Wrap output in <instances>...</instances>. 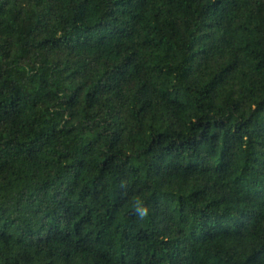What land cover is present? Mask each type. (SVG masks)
Returning <instances> with one entry per match:
<instances>
[{
  "label": "trees",
  "instance_id": "16d2710c",
  "mask_svg": "<svg viewBox=\"0 0 264 264\" xmlns=\"http://www.w3.org/2000/svg\"><path fill=\"white\" fill-rule=\"evenodd\" d=\"M0 264H264V0H0Z\"/></svg>",
  "mask_w": 264,
  "mask_h": 264
},
{
  "label": "clouds",
  "instance_id": "9594fccd",
  "mask_svg": "<svg viewBox=\"0 0 264 264\" xmlns=\"http://www.w3.org/2000/svg\"><path fill=\"white\" fill-rule=\"evenodd\" d=\"M139 203H140V202L137 201V204H139ZM146 215H147V208L144 207L143 210H142L141 212H139V216H140L141 218H143V217H145Z\"/></svg>",
  "mask_w": 264,
  "mask_h": 264
}]
</instances>
